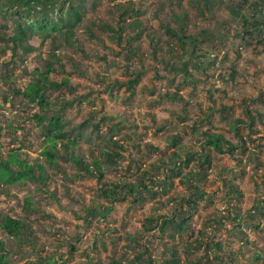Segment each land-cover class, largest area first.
<instances>
[{
	"label": "rangeland",
	"instance_id": "374dc122",
	"mask_svg": "<svg viewBox=\"0 0 264 264\" xmlns=\"http://www.w3.org/2000/svg\"><path fill=\"white\" fill-rule=\"evenodd\" d=\"M129 1L85 0L84 21L75 29L74 41L78 40V43L75 42L74 47L58 49L54 58L52 51L57 44L36 35L28 40V44L34 47L31 53L24 55L22 50H18L25 63L11 67L14 69L12 80L7 82L10 68H1L0 123L5 128L1 141L3 154L7 156L28 144L31 148L23 147L24 152L34 159H44L41 154L42 130L35 121L24 120L25 114L18 115L17 107L22 98L11 89L26 88L35 79V70L44 71L47 63L53 61L58 70L51 74L53 80L60 83L64 78L69 80L68 86L52 95L53 100L59 97L64 99L61 102L72 103L68 105L66 120L73 126H81L108 118L106 123H101V136L106 134L109 126L120 125L122 131L117 139L125 146L122 152L125 158L118 163L120 166L116 171L107 174L108 181L118 183L120 177H125L133 182L144 168L151 170L149 166L160 156L173 152L172 149L167 150L171 136L182 137L183 145L194 147V152L201 154L204 140L202 136L194 135V129L223 134L227 140L237 144L239 140L231 128L235 121L241 120L244 124L238 128L247 141L248 149L239 150L234 157L211 152L212 165L208 177L205 180L202 172V181L198 183L206 196L192 211L193 219L186 232L177 234L174 239L169 236L171 230L160 239L157 229L146 231L145 228L149 219L155 221L161 215L172 216L176 209H180L181 199L191 195L182 185V178H176L172 188L163 193L161 185L167 178L166 172L169 174L163 169L156 178L161 185L153 184V191L141 193L138 202L127 196L125 201L115 202L106 219H101L89 216L87 212L94 203L111 207L99 194L100 185L94 178H73L78 171L71 164L59 162L60 169L50 172L53 178L48 184L30 182L0 191V213L27 221L38 236V254L24 257L13 254L11 258L18 264L29 259L38 264L40 257L44 262L39 264H48L49 257H54L55 264H110L113 257L132 259L138 251L143 252L147 248L144 255L150 256L153 264H163L170 257L165 251V243H168V246L176 245L179 249L178 264H190L195 259L198 264H220L221 259L226 264H252L255 252L264 255V217H255L260 229L244 228L246 237L239 231L240 220L234 219L240 216L246 222L249 220L248 212L264 199V31L252 33L253 37H250L247 35L250 27H244L241 21L232 18L226 8L219 16L203 18L202 12L192 7L189 0H182L179 7L178 0ZM117 3L134 9L133 18L121 21L119 8L114 7ZM183 10L189 11L188 35L211 29L214 34L224 37L219 39L217 36V49L204 60L206 64L202 69L194 73L193 85L182 75L171 72L168 65L176 62L168 53L177 57L183 50L181 43L166 34L163 24L171 23V28L175 29L174 16ZM247 12L252 14L249 9ZM134 18L141 20V27L132 29L126 25ZM103 22L115 29L119 24L123 27L119 43L110 37L112 33L109 30L99 28ZM4 24L8 27L7 35H12L14 24L0 17V28ZM95 32L99 38L90 36ZM155 38L160 40L159 44L152 43L151 39ZM4 57L3 60L8 61L14 58L11 50ZM211 60L216 63L213 65ZM134 72H141L142 77L132 90L113 86L115 81L127 82L129 73ZM106 86L114 90L105 91ZM176 92L189 105L167 99ZM7 95L11 98L9 102L5 100ZM26 107L30 115L39 110L38 107ZM182 118L186 120L183 122ZM166 121L171 122L172 129L158 132V127ZM11 124L22 129L18 133L9 130ZM83 136H87L86 133ZM249 136L252 141L247 139ZM136 144L140 145V154L133 148ZM148 145L159 151L147 157L145 150ZM81 146L83 154L90 158L93 146L86 138L81 140ZM99 151H94L92 156L99 157ZM182 155L185 157L184 153ZM199 158L183 170V176L192 169L201 172L197 163ZM135 159L139 161L135 162ZM138 163L142 168L137 174ZM127 170L131 173L128 174ZM230 181L235 183L241 196L232 192ZM146 184L151 187L150 183ZM29 197L33 198L32 209L27 208ZM172 198L178 200L173 202ZM99 209L102 210L101 207ZM213 220H221V226H209L207 235L209 240L220 242L222 250H216L217 260L214 252L209 259L201 260L198 256L204 254L203 250L200 254H192L185 250V246L192 234H197ZM0 237H7L1 228ZM129 237L137 238L138 245L130 244Z\"/></svg>",
	"mask_w": 264,
	"mask_h": 264
},
{
	"label": "trees",
	"instance_id": "16d2710c",
	"mask_svg": "<svg viewBox=\"0 0 264 264\" xmlns=\"http://www.w3.org/2000/svg\"><path fill=\"white\" fill-rule=\"evenodd\" d=\"M92 1V0H91ZM100 1V0H93ZM112 1V0H110ZM174 0H171L173 2ZM177 5L180 6L182 0ZM192 7L199 9L202 13L203 18L219 16L220 12L226 8L230 16L236 20L241 21L244 27L249 26L250 31L248 32L250 37H253L252 33H258L264 31V0H189ZM132 2L129 1V3ZM94 4V3H93ZM68 6V7H67ZM115 8H119L121 21L128 20L127 18H133L134 9L124 7L123 4H114ZM251 10L252 14H248L247 10ZM85 10V0H0V17L4 20L10 21L14 24L12 35H7L8 27L4 24L0 28V70L2 67H7V76H10L7 80H12L14 69L12 66H19V64L25 63L23 56H19L18 50H22L24 55L31 53L34 50L32 45L28 44V40L36 35L42 37L44 41L51 40L57 46L52 51V56L57 57V51L64 47H74L75 42V29L81 25L84 21L83 12ZM180 15L174 16V22L176 28H171V23H165L164 28L166 34L181 43L182 54L175 57L173 53H168L169 57L175 59L176 62L168 63L171 68V72L180 74L189 83L194 84L192 78L194 73L202 69L206 64L204 60L211 57L214 50L217 49L219 39H224L219 34H214L211 29H204L197 35H188L187 29L188 24V12L182 11ZM57 14V16H56ZM137 14V12H136ZM251 16V17H248ZM250 20L255 21L253 23ZM127 26L136 29L142 26L139 18L126 23ZM109 30L112 35V39H115L118 43L121 39V33L123 27L118 26L117 29L103 22L99 28ZM88 31L91 29L88 27ZM93 38L97 37L96 32L90 33ZM218 36V37H217ZM152 43L159 44V39H151ZM157 41V42H156ZM5 43L3 46L2 44ZM264 44V41L262 40ZM12 44V45H11ZM12 51L13 59L3 60L4 56L7 55L8 51ZM16 58V59H15ZM216 60V59H215ZM215 60H211L213 65L216 63ZM204 61V62H203ZM54 63H47L45 70L37 68L34 72L35 79L29 82L26 88L16 89L12 88L11 91L15 92L17 96L21 97L20 105L17 109L20 111L19 114H25L24 120L35 121L38 127L42 130V136L44 138L42 144L41 154L44 157L34 159L28 152H24V149H30L28 144H23L21 148L11 151L7 156L3 154L1 141L5 128L0 123V191H5L10 186H24L30 182L39 184H48L52 180L50 172L52 170H59L60 163L66 162L71 164L77 171V176L73 178H94L100 185L99 194L111 205L110 208L100 206L99 203H94L87 209L89 216H99L101 219H106L107 215L112 211V205L115 202L125 201L126 196L132 197L133 202H138L141 198V193H151L153 191V184H158L156 178L158 174L166 169L167 178L163 180V193L167 192L172 188L176 178H182L181 183L185 186L190 196H185L181 199L178 204L180 209H176L172 216H158L156 220H148V227L146 231L151 229L158 230V236L160 239L162 236L171 230V238H176L177 234L181 235L186 232L189 222L193 219L192 211L198 208V204L206 196L205 191L202 190L198 183H201V173H204V179L208 177V170L210 169L211 152H215L217 155L234 157L236 152L241 149L245 151L248 149L247 141L244 136L240 133L239 126L243 125L244 122L241 120L235 121L232 132H235L236 138L239 140L237 144H233L227 140L223 134L209 132H199L198 129H194V135H200L203 137L204 142L202 143L201 154L194 152V147H187L183 145L182 137L175 135L168 138L169 146L167 150H173L171 154L160 156L158 160L152 163L149 167L151 170L144 168L142 173L135 176L133 182L129 181L125 177H120L119 182L108 181L107 174L116 171L119 168V164L123 158L125 151L124 144H120L117 139L121 134V128L119 124L109 126L108 131L104 136L102 135L101 123H106L109 119L104 118L98 123L83 124L81 126H73L68 120H66V112L68 110L69 102H61L58 99L53 100L52 95L56 92L61 91L62 88L68 86L69 80L62 79V82L53 80L51 74L57 73L58 70ZM235 76V75H234ZM129 80L127 82L115 81L113 85L116 89L125 88L126 90H132L133 87L138 84L139 79L142 77L141 72L129 73ZM224 77H221L223 79ZM1 89V86H0ZM105 91L113 89L111 86H106ZM1 99V94H0ZM169 101L183 102L185 105H189L184 102V99L176 92L172 97L167 96ZM7 102L11 100L10 96L7 95L5 98ZM35 108L38 107V111L34 115H30L27 112V107ZM1 109V107H0ZM251 117L250 114H248ZM227 117V116H226ZM111 119V118H110ZM20 120V119H19ZM183 122L186 118H182ZM251 120V119H250ZM120 121H122L120 119ZM101 124V125H100ZM253 128L252 125L249 126ZM22 128H17L12 124L9 125V130H15L18 133ZM171 122H164L158 127V132H164L171 130ZM85 131V132H84ZM253 131V129H252ZM86 133L87 136H83ZM86 138V141L93 147L89 148L91 151V157L87 159V156L82 152L81 140ZM130 141V137H127ZM89 139V140H88ZM252 141L249 136L247 138ZM124 140V139H123ZM125 141V140H124ZM132 143V142H131ZM133 148L139 152H142L140 145H133ZM210 151L206 152L208 149ZM132 149V146H131ZM96 150L99 151V157H93V153ZM146 155L150 157L152 152H158L155 146H146ZM184 153L185 157L182 155ZM93 155V156H92ZM200 165V171L190 170L184 176L182 174L185 168L193 162ZM89 159H92L90 162ZM135 159V162H138ZM139 163L137 164V174L140 173L142 168ZM61 171V170H60ZM127 173H131L127 170ZM131 176V175H130ZM150 183L151 187H148L146 183ZM229 187L234 194L241 196V192L237 189L234 182H229ZM125 196V197H124ZM178 200L172 198V201ZM27 208H33V198L29 197L27 201ZM101 207L102 210L99 208ZM253 211H249L247 214V220H244L238 216L234 221L240 220L238 224L239 231L243 237H246L244 228H255L260 229V225L255 223V217H264V199L254 206ZM221 226V220L219 222L213 220L207 227L201 228L197 231V234L191 235V239L186 243L185 250L189 253H199L203 250L204 254H200L198 258H210L212 252H214L215 259H219L218 252L216 250H222V244L215 240H209L207 235V228ZM0 228L7 235V237H0V264H18L14 261L11 256L15 255H33L38 254V236L35 235V231L31 229L30 224L23 219H16L8 215L0 213ZM216 230H219L216 228ZM130 244L134 246L138 245L137 238L129 237ZM248 243V239L245 241ZM178 247L176 245L168 246L165 243V251L170 254L169 259L163 262V264H178L180 262L178 256ZM148 252L147 248H144L143 252L138 251L132 259H124L123 256L113 257L110 264H153L150 256H145ZM48 264H55L56 260L49 257ZM44 262L42 257L37 262ZM198 260H193L190 264H198ZM23 264H36L34 260H28ZM220 264H226L222 259ZM252 264H264V255L260 252H255L252 257Z\"/></svg>",
	"mask_w": 264,
	"mask_h": 264
}]
</instances>
